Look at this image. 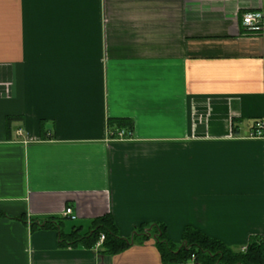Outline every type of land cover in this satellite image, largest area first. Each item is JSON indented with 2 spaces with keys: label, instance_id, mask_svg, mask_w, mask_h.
<instances>
[{
  "label": "crops",
  "instance_id": "obj_1",
  "mask_svg": "<svg viewBox=\"0 0 264 264\" xmlns=\"http://www.w3.org/2000/svg\"><path fill=\"white\" fill-rule=\"evenodd\" d=\"M264 0H0V264H164L154 238L116 255L61 246L111 214L234 250L264 239ZM110 119H128L114 139ZM71 208L74 219L63 216ZM23 219V220H22ZM192 264H200L193 261Z\"/></svg>",
  "mask_w": 264,
  "mask_h": 264
},
{
  "label": "trees",
  "instance_id": "obj_2",
  "mask_svg": "<svg viewBox=\"0 0 264 264\" xmlns=\"http://www.w3.org/2000/svg\"><path fill=\"white\" fill-rule=\"evenodd\" d=\"M109 126L130 130L131 122L128 119H110ZM4 216L6 215L0 212V217ZM64 222V219L57 217L33 220L31 230L57 229L61 246L82 245L85 248L94 247L103 235L104 239L98 248L99 252L105 255L119 254L134 244H143L152 237L164 264L184 263L192 256L194 261L200 264H264V239L261 237L251 238L247 250L243 252L241 249H231L221 241L189 226L184 228L181 242L175 244L169 239L166 227L162 223L139 226L131 237L123 238L118 234L117 225L111 214L92 219L84 232L80 226H72L69 233H63Z\"/></svg>",
  "mask_w": 264,
  "mask_h": 264
},
{
  "label": "built area",
  "instance_id": "obj_3",
  "mask_svg": "<svg viewBox=\"0 0 264 264\" xmlns=\"http://www.w3.org/2000/svg\"><path fill=\"white\" fill-rule=\"evenodd\" d=\"M242 26L246 32L251 34H257L264 37V9L259 11L246 12L242 15ZM112 137L117 140L124 139L126 137L125 130L120 129L116 132L111 133ZM249 138L252 139H264V120H259L254 123V127L249 134ZM63 216L74 219L75 216L72 213L71 208H66L64 210ZM104 239L101 235L96 246H100ZM248 244H245L241 250L245 252L247 250ZM194 257L192 256L190 260L180 264H192Z\"/></svg>",
  "mask_w": 264,
  "mask_h": 264
}]
</instances>
